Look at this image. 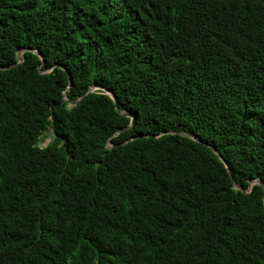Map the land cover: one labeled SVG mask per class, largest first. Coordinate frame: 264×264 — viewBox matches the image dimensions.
<instances>
[{
	"label": "trees",
	"instance_id": "16d2710c",
	"mask_svg": "<svg viewBox=\"0 0 264 264\" xmlns=\"http://www.w3.org/2000/svg\"><path fill=\"white\" fill-rule=\"evenodd\" d=\"M0 264H264V0H0Z\"/></svg>",
	"mask_w": 264,
	"mask_h": 264
},
{
	"label": "rangeland",
	"instance_id": "374dc122",
	"mask_svg": "<svg viewBox=\"0 0 264 264\" xmlns=\"http://www.w3.org/2000/svg\"><path fill=\"white\" fill-rule=\"evenodd\" d=\"M54 133L53 130L51 128H49L45 134L42 136V141L40 146L41 147H45L47 146L53 139ZM111 146V145H110Z\"/></svg>",
	"mask_w": 264,
	"mask_h": 264
},
{
	"label": "water",
	"instance_id": "95a60500",
	"mask_svg": "<svg viewBox=\"0 0 264 264\" xmlns=\"http://www.w3.org/2000/svg\"><path fill=\"white\" fill-rule=\"evenodd\" d=\"M37 54L43 59V57H42V55H41L40 53H37ZM23 60H24V55L21 56V61H20L19 63H22ZM19 63H18V64H19ZM18 64H17V65H18ZM70 79H71V78H70ZM109 95L112 97L113 101H114L115 104L117 105V109H119V108H118L117 99H116L115 95L112 94V93H109ZM67 100H68L72 105H76V104L78 103V101L73 102V101H70L68 98H67ZM133 123H134V121L132 122V124H133ZM227 167H228V166H227ZM229 172L231 173L230 170H229ZM259 184L263 185V183H261V182H259Z\"/></svg>",
	"mask_w": 264,
	"mask_h": 264
}]
</instances>
